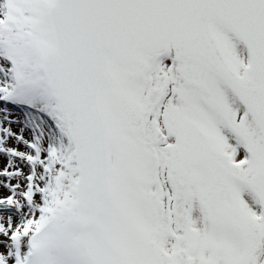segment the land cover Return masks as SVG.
Listing matches in <instances>:
<instances>
[{
  "label": "snow or ice",
  "instance_id": "obj_1",
  "mask_svg": "<svg viewBox=\"0 0 264 264\" xmlns=\"http://www.w3.org/2000/svg\"><path fill=\"white\" fill-rule=\"evenodd\" d=\"M0 264H264V0H0Z\"/></svg>",
  "mask_w": 264,
  "mask_h": 264
}]
</instances>
